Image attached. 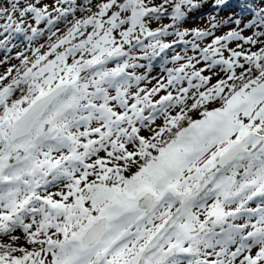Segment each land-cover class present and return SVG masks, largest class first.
<instances>
[{
  "label": "snow or ice",
  "instance_id": "6c2138e0",
  "mask_svg": "<svg viewBox=\"0 0 264 264\" xmlns=\"http://www.w3.org/2000/svg\"><path fill=\"white\" fill-rule=\"evenodd\" d=\"M0 68V264H264V0H0Z\"/></svg>",
  "mask_w": 264,
  "mask_h": 264
},
{
  "label": "rangeland",
  "instance_id": "374dc122",
  "mask_svg": "<svg viewBox=\"0 0 264 264\" xmlns=\"http://www.w3.org/2000/svg\"><path fill=\"white\" fill-rule=\"evenodd\" d=\"M193 23H196V22H193ZM13 63H16V61H13ZM2 71H3V68H0V72H2Z\"/></svg>",
  "mask_w": 264,
  "mask_h": 264
}]
</instances>
